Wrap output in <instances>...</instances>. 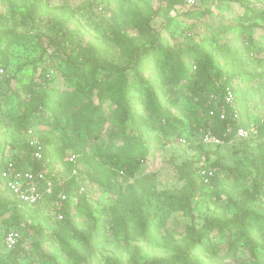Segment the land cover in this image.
<instances>
[{
	"label": "rangeland",
	"instance_id": "1",
	"mask_svg": "<svg viewBox=\"0 0 264 264\" xmlns=\"http://www.w3.org/2000/svg\"><path fill=\"white\" fill-rule=\"evenodd\" d=\"M104 0H49L50 6H66L69 8L71 30H77L76 42L86 45L90 36L95 39L106 40L105 45L113 48V56L109 60L115 61L119 57L117 49L114 48L115 30L112 25L119 26L127 21L131 24L134 5L141 6L144 10L159 12V16L153 19L150 27L159 31L161 36L170 43L172 48L178 49L187 45H199L218 53L223 46H242L245 41L254 44L251 51L257 59L264 58V19L252 17L247 25L256 27L253 38L249 35L240 36L238 19L245 12L236 4L227 2L217 3L213 0L197 2V6L184 5L175 11L165 14L161 8L164 3L160 0H111L110 8L103 10ZM254 2H260L254 0ZM30 0H0V32L15 31L19 34L44 32V23L48 21L46 15H39L42 23L33 27L30 19L25 15L31 7ZM89 4L92 7L89 8ZM160 9V10H159ZM200 11H204L202 15ZM244 18H248L247 16ZM81 27V28H80ZM133 30H130L132 34ZM89 35H88V34ZM252 38V39H250ZM40 46L26 49L15 45L11 49L10 63L8 69H0V134L6 143L4 160H9L18 152L17 148L25 143H31L33 138L38 141V135L46 138L56 135L59 146L65 151V160H69L71 154H79L76 151L95 155L98 149L105 150L114 148L120 144L116 138L120 125L118 121L109 116L108 121L101 125L98 130L85 129L86 122L79 121L82 129L77 132L74 127L77 116L81 119L82 112L70 105V100L61 99L60 123L54 121L40 125L27 133H18L12 126L4 121V113H20L18 100L13 90L18 86L16 79L29 83L33 79L39 81L45 70H48L53 78L51 86L65 92L67 89L75 88V78L67 82L62 71L66 68L64 62L57 58L54 51L48 49L47 41L43 37H37ZM47 52H43V50ZM1 63V58H0ZM45 68V70L43 69ZM245 73L250 78L245 83L234 81L236 94H241L240 89H247L250 84H255L253 98L249 99V110L247 119L249 128L253 127L255 134L249 136L248 140L236 137L231 142L220 145L211 150L206 156L194 147L200 141L195 134L185 132L182 137L170 138L148 146V157L141 169L130 178L122 175L110 182L113 191L105 190L98 182L99 175L93 170L87 160L77 163L76 174L65 169L64 166H55V171L61 175V186H65L73 178H82L79 195L82 196L81 203L74 196H65L61 190L48 197L37 212L27 211L22 213L23 223L21 225L8 222L11 214L0 217V260L9 254L5 244L6 231L18 230L22 236V242L18 253L13 260H6L9 264H149L151 260L159 255L173 253L169 247L167 237L174 240H182L194 234H200L210 226L215 217L214 214L222 213L235 223L234 218L240 217L245 208V201L241 194L245 188L255 195L254 205L256 210L264 209V187L260 190L255 185L256 163L260 155L264 154V135L258 130L264 121V67L256 68L251 62L245 67ZM163 72V71H162ZM15 76V77H14ZM9 80L14 81L8 83ZM97 102V98L93 97ZM185 107L190 104L183 102ZM194 110H199L196 105ZM145 118L153 122V117L142 109ZM173 112V110H172ZM190 114L192 111L189 112ZM5 114V115H6ZM86 115V113L84 114ZM89 117V116H88ZM207 122L212 124L211 120ZM58 127V130H54ZM28 132V131H27ZM263 132V131H262ZM79 133V134H78ZM138 133L144 137H150L155 131L150 125L138 127ZM206 145V144H205ZM194 146V147H193ZM213 146L214 145H208ZM81 152V154H82ZM76 156V155H75ZM1 158V151H0ZM194 159L204 165L206 161L209 166L221 162L228 171L223 172L219 168L216 178H204L199 172V179L203 182V193L195 198L192 212L194 221L187 218L179 201L180 192L184 182L179 180L178 167L186 160ZM141 176L146 185V191L138 196L133 204L123 202V195L137 191L134 182ZM0 197H7L4 186H0ZM248 209V207L246 208ZM139 217L138 221L134 217ZM141 217V218H140ZM145 220L150 224V230L143 232ZM140 223L136 228H129V223ZM223 230L224 236L219 237L217 230L210 229L207 237L222 244L226 248L232 242L238 243L239 251L236 258L227 260L222 264H264V238L259 237L258 246L254 255L249 248L245 247V232L242 228ZM16 231V232H18ZM196 241V239H195ZM257 262V263H256ZM1 264V262H0Z\"/></svg>",
	"mask_w": 264,
	"mask_h": 264
},
{
	"label": "trees",
	"instance_id": "2",
	"mask_svg": "<svg viewBox=\"0 0 264 264\" xmlns=\"http://www.w3.org/2000/svg\"><path fill=\"white\" fill-rule=\"evenodd\" d=\"M33 4L27 10L26 18L30 19L33 27H38L42 23L39 15H46L48 21L44 23V32L19 34L15 31L0 32V69H8L10 63L11 49L17 45L26 49L37 48L40 46L37 37H43L48 44V49L54 51V55L64 62L66 68L62 75L67 82L75 78V88L60 92L51 86L53 78L50 77L48 70L40 80L33 79L29 83L17 80L18 86L13 92L18 100L20 113H4V121L18 133H26L29 130L54 121L56 125L60 123L61 99L70 100L82 115L74 117L73 129L79 132L82 127L79 121L86 122L87 131L98 130L101 125L108 121L109 116H113L120 125L116 138L120 141L118 152H113L112 148L105 150L98 149L95 155L86 152L76 151V163L65 160V151L59 146L56 135L46 138L38 135L39 144L37 147L25 143L17 148L18 152L9 160H4L6 143L0 134V172L5 168L8 161L13 162L18 168L31 170L34 173L46 171L48 176L57 174L55 166H64L72 173L76 170V165L80 160H87L93 170L99 175V184L107 191L112 192V179L122 175L130 178L141 169L148 157L150 145L160 141L170 140V138L182 137L185 132L190 135L195 134L200 137V141L195 145V149L203 155L209 156L211 150L219 146H208L203 143V135L210 130L217 137L223 140V144L231 142L237 136L239 127L249 128L247 112L249 110V99L255 93V84L243 90L241 94H236L234 81L245 83L250 76L246 75L245 67L253 62L256 68L264 67V58H255L251 47V41H245L242 46L232 47L223 46V50L218 53L209 52L208 49L199 45H187L181 48H172L158 30L150 27L153 19L159 16V12L144 10L139 5H134L131 24L128 26L125 20L118 28L112 25L115 30L114 48L117 49L119 57L111 61L108 57L113 56V48L105 45L106 40L95 39L90 36L85 46L75 39L78 31L71 30L69 25L71 17L69 8L66 6H50L49 0H32ZM164 3L161 10L165 14L186 5L187 0H160ZM199 5L200 1L198 0ZM216 8L220 3L227 2L236 4L244 10V14L238 19L239 35H249L253 38L256 27L247 25L252 17H262L264 19V3L250 0H213ZM30 2V0H29ZM111 0H104L103 10L110 8ZM198 3L195 5L197 6ZM89 8L92 4L88 5ZM160 10V9H159ZM204 11H200L202 15ZM249 16L248 18H244ZM81 28V27H80ZM130 30L132 34H130ZM88 34V33H87ZM89 35V34H88ZM250 38V39H252ZM43 52H47L45 49ZM163 71V72H162ZM264 71L258 75L263 76ZM15 77V76H14ZM14 81L9 80L8 83ZM0 86V91H1ZM230 88L235 94V101L232 107L226 106L227 120L219 118V111L224 106L227 89ZM97 98V102L93 101ZM183 102L190 104V107L183 106ZM199 110H194V106ZM142 109L153 117V122L145 118ZM173 110V112H172ZM232 110L239 113V120L235 121L232 117ZM192 111L190 114L189 112ZM216 112V116L210 113ZM86 113V115H84ZM6 114V115H5ZM89 116V117H88ZM211 120L212 124L207 122ZM229 124L232 130L228 132ZM150 125L155 131L153 136L144 137L138 133V127ZM264 135V121L258 127ZM54 130H58V127ZM79 134V133H78ZM252 134H249V136ZM253 136V135H252ZM248 138L244 140H248ZM222 144V145H223ZM264 146V144H263ZM38 148L44 156V160L37 161L32 158V154ZM82 152V154H81ZM256 163L255 185L260 190L264 187V154L253 162ZM200 161L189 159L184 161L177 169L179 180L184 182L181 189L179 201L184 215L194 221L192 207L195 198L203 193V182L199 179V172L207 167H216L221 171H228L221 162H216L209 166L206 161L204 165ZM58 175V174H57ZM217 170L212 177L216 178ZM82 178H73L65 186H59L55 182L54 192L61 190L63 196H74L81 203L82 196L79 195ZM3 183L0 180V186ZM134 186L137 191L123 195L120 191L123 202L128 204L136 200L140 194L147 189L141 176L137 177ZM4 186V185H3ZM5 197H0V217L11 214L9 223H23V214L27 211L37 212L48 196L35 208L19 210L10 192L4 188ZM245 201V208L240 217L234 218L236 223L222 213H215L214 218L208 229L202 233L194 234L191 228V235L182 240L166 238V242L173 249L170 256L168 254L159 255L151 260L149 264H222L227 260L236 258L240 244L232 242L226 248L222 244L207 237L210 229L217 230L219 237L224 236L226 229L242 228L245 232V247L249 248L250 253H254L258 246V238H264V209L256 210L255 195L245 188L241 193ZM248 207V209H246ZM138 221L139 217L134 216ZM141 218V217H140ZM143 232L150 230V224L141 220ZM140 223H129V228L134 229ZM18 231L9 229L6 233ZM19 232V231H18ZM196 239V241H195ZM17 245L9 254L0 260L1 264L6 260L15 259L18 248ZM254 255V254H253ZM245 264L246 262L243 261ZM257 263V262H256Z\"/></svg>",
	"mask_w": 264,
	"mask_h": 264
},
{
	"label": "built area",
	"instance_id": "3",
	"mask_svg": "<svg viewBox=\"0 0 264 264\" xmlns=\"http://www.w3.org/2000/svg\"><path fill=\"white\" fill-rule=\"evenodd\" d=\"M254 1V0H250ZM264 3V0H258ZM198 0H187L186 5L195 6ZM224 106L220 109L219 118L220 120H227L228 114L226 106L232 107L235 101V94L232 89L228 88L226 91ZM211 116H216V112L212 111ZM232 117L235 121L239 120V113L236 110H232ZM232 130L231 125L228 126V132ZM32 136V131L26 132ZM255 134L253 127L250 129H245L239 127L237 131V136L243 139L249 137V134ZM203 143L206 145L219 146L224 142L221 138L214 135L210 130L206 131L203 135ZM31 146L37 147L38 142L36 138H33L31 141ZM32 158L37 161L44 160V156L41 152V149L38 148L32 154ZM77 157L75 155H70L69 161L76 163ZM76 174V170L73 171ZM216 173V169L213 167H207L200 171L201 176L204 178H212ZM61 175L53 174L48 176L46 171L34 173L31 170L18 168L13 162L8 161L5 168L0 172V180L4 185V188L7 189L10 194L13 196L16 207L19 210H24L26 208H35L41 202H43L48 196H51L54 188L55 182L61 186ZM63 199L66 200V197L63 196ZM22 236L19 232L11 231L5 235V244L8 250H13L20 243Z\"/></svg>",
	"mask_w": 264,
	"mask_h": 264
}]
</instances>
